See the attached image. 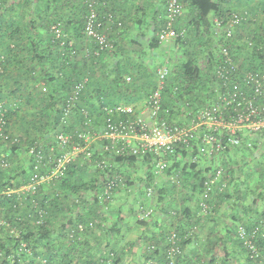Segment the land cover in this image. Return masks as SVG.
<instances>
[{
	"label": "trees",
	"instance_id": "1",
	"mask_svg": "<svg viewBox=\"0 0 264 264\" xmlns=\"http://www.w3.org/2000/svg\"><path fill=\"white\" fill-rule=\"evenodd\" d=\"M74 1L81 3L82 10L72 19L66 17V12L69 4ZM231 3L228 5L226 2L223 5L222 0H189V5L196 13L193 24L195 31L192 32L194 34L190 36V33L187 34L183 29L177 28L179 32H185L182 38L172 42L182 52L178 58L181 63L178 66L171 64L172 75L163 98L164 106L171 110L172 118L181 119L180 121L184 124L188 123L191 112L210 105L216 99L215 90L218 81L213 76L216 63L211 50L215 39L222 43L223 36L217 37L211 17L226 22L235 12L248 13V20L243 23L231 43L233 41L240 43L246 38H251L255 42L261 40L260 30L263 23L258 26L256 33L253 32L251 36H247L245 29L255 25L256 18L251 12L245 10L244 0H231ZM87 13L83 0H0V115L4 116L5 132L10 137L18 139L15 144L0 146V151L3 150L5 154H0V156L12 165L10 170L1 174L0 193L21 189L31 182L35 174L33 159L28 154L31 147L37 144L43 145L48 169L56 164L55 158L60 156L58 135H71L75 143L85 146V143L79 140L78 135L74 134V130L82 126L81 111L83 109L89 111L93 123L92 127L87 129L84 126L82 129L96 133L104 125V108L119 104L135 105L139 108L141 102L155 89V71L152 74L148 64H144V68L147 69L141 76L133 69V63L120 59V52H118L117 59H112L107 52H104L96 67L86 62L84 52L91 46L86 42L84 32ZM99 14L106 25L105 19L109 13L103 17L100 5ZM57 22L62 23L65 33L74 41L77 48V55L66 62L63 61L66 56H63L66 54L65 48L51 31L52 26ZM70 27L73 32L70 31ZM153 44L156 49L163 43L157 37L153 40ZM167 58L169 57L161 59L158 64ZM169 60L173 61L170 58ZM261 65L260 62L255 61L251 64V60L246 59L244 67L258 69L262 67ZM156 68L157 66L155 70ZM88 72L90 73L89 84L82 92L77 108L66 119V123L63 121L66 100L72 94L75 84L81 80L83 74ZM128 77L131 81L127 80ZM43 86L46 91L43 90ZM175 88H179V91L175 92ZM259 140H264L261 134L249 136L244 140L246 143L240 147L227 149L219 158V164L215 160L208 164L210 171L208 176L215 167L221 165L229 175L228 183H230V177L233 181L242 180L248 187V195L257 193L253 196L255 202L257 200L263 202L264 162L260 160L254 164H247L251 154L264 148V144L260 145ZM249 141L252 144L251 147L247 145ZM106 144L107 141L92 144V159L81 154L67 166L65 174L60 179L40 184L35 193L28 194L24 200H20L18 194L5 195L0 198L3 219L20 232L19 237H16L9 233L10 228L1 229L0 264H37L38 256L46 259L49 264H109L110 254H115L113 264H125V254L120 253V255L111 245L118 240L116 234L104 226L110 216L116 215L121 218L122 215L127 214L131 218H136V224L140 227L146 226L147 222L154 218L156 211L172 216L174 213L178 214L179 204L171 202L170 207L166 206V193L170 190L161 189L157 184L155 166L150 159L132 155L117 156L105 152ZM51 147L55 148L54 154L51 153ZM237 154L244 157V160H239L240 163L232 159V156ZM187 155L185 153V159L174 163L163 175L166 174L170 179L171 192H178L182 198L185 197L191 201L202 194L203 183L207 176L200 170L201 163L192 164L191 160L186 159ZM193 155L197 156L198 153L195 152ZM99 164H101L100 167ZM45 172V169L40 170V173ZM138 172L143 174L142 179L138 178L139 182L136 177ZM177 173H179V178H175ZM111 179H116L119 184L115 190L116 195L121 190L128 195L136 183H141L139 194L145 201L138 207L133 206L134 204L116 207L114 206L115 198L113 203L105 201L101 204L95 195L99 194L98 191L102 189L104 183ZM155 184L158 186L153 196L154 207V205H149L148 200L152 201V199L147 198L146 192ZM229 189L224 194L217 192L213 196L212 204L217 196L227 200L232 199L233 196L230 195ZM236 193L238 196L241 194L240 191ZM83 194L92 196V203L86 212L89 217L67 221L63 225L59 243H55L50 232L49 208L61 206L66 208L65 211L70 212L77 208L78 210L85 209L82 208ZM78 200H82V203H77ZM149 209L153 210V214L148 220H140V213ZM41 211H45L44 222L38 225ZM90 223L93 227L89 226ZM81 224L85 226L83 231L79 230ZM240 226L248 230L259 229V235L254 240L261 254L259 260L250 258L243 242L238 238ZM240 226L233 228L229 235L234 248L237 251L240 250L239 254L242 260L245 258V264H264V212L259 218H247L241 221ZM173 231L183 238V257L179 264L236 263L234 256H227L229 259L226 258L228 260L226 261L210 252L199 257L198 260L196 257L194 261L188 262L186 249L192 244V238L195 236L194 230L190 232H181L178 229ZM168 235L166 234L165 237L167 238ZM87 237L93 238L95 244L93 247L86 240ZM166 238L164 246L154 245L157 247L155 252L148 250L150 254L144 255L146 260L144 264L148 262H151L149 264H168L165 255L168 250ZM212 241L225 245L220 238L212 239ZM22 242L27 243L31 254L20 250ZM155 256H161L163 261H158L154 258Z\"/></svg>",
	"mask_w": 264,
	"mask_h": 264
},
{
	"label": "built area",
	"instance_id": "2",
	"mask_svg": "<svg viewBox=\"0 0 264 264\" xmlns=\"http://www.w3.org/2000/svg\"><path fill=\"white\" fill-rule=\"evenodd\" d=\"M87 8V17L85 23L86 42L90 48H86L84 59L93 67L99 65L104 52H107L112 59L118 57V50L115 41L111 38L109 32L115 28H121L123 23L118 18L109 13L106 16V25L100 18L99 5L101 0H83ZM185 14V5L183 0H166V15L164 25L158 34L162 43H170L180 39L185 32H179L176 25ZM248 13L235 12L227 21L219 19L214 20L215 33L223 36L222 43L219 44V52L215 55V67L213 76L218 81L216 87V99L210 105L193 111L189 114L188 123L184 124L181 119L172 118L171 110L164 106V92L166 91L169 80L172 75V66L169 58L160 62L155 70L156 86L155 89L146 97L139 108L135 105L119 104L117 106H108L104 108V125L101 130L93 133L85 131L92 127L93 120L89 111L83 109L82 126L74 130L79 140L85 143V146L75 143L71 135L60 134L57 136L58 146L60 147V156L55 158L56 164L53 167L46 165V151L42 144H37L28 150L29 156L33 159V169L35 174L31 182L18 190H8L0 193L2 196L18 194L20 200L24 197L33 195L37 186L43 183L60 179L75 159L81 154L92 159L91 145L107 141L104 147L105 152L113 153L117 156H140L146 157L154 164V173L160 177L169 170L174 163L184 160V154H188L186 159L191 163L202 160L213 161L220 158L229 148L240 147L246 143L245 138L261 134L264 139V22L261 26V40L255 42L251 38H246L240 43L232 42L238 30L243 23L248 20ZM104 20V22H105ZM51 31L57 40L61 41L65 48L64 62L73 59L77 55V48L64 31L60 22L55 23ZM92 47V48H91ZM251 60V64L260 62L263 67H244L245 60ZM260 66V65H259ZM128 81L131 78L128 77ZM90 81V73L83 74L78 81L72 94L66 100L64 106V122L77 108L81 94ZM43 90L46 91L45 86ZM175 92L179 88L174 89ZM138 112V114H137ZM67 123V122H66ZM65 123V124H66ZM17 138L10 137L5 132L4 116L0 115V146L15 144ZM247 145L251 147L250 141ZM51 153L54 154L55 148L51 147ZM50 151V150H49ZM56 152V151H55ZM197 152L198 155L193 154ZM101 164L98 166L100 167ZM12 168V165L2 156H0V177L3 172ZM45 169V173L40 170ZM179 178V173L175 175ZM173 177V179H175ZM229 175L226 170L218 165L215 167L203 183V191L200 195L199 208L202 214L208 215L212 211L211 202L215 194H224L229 189ZM157 186L154 185L147 189L146 196L153 199ZM119 187L116 179H111L104 183L102 189L95 195L102 204L113 203L116 196L115 190ZM77 203L81 204L82 200ZM153 214V210H145L140 213L139 219L145 221ZM40 220L38 225L44 222L45 211L39 212ZM93 227V224H89ZM10 228L9 233L19 237L20 232L12 228L11 224L3 219L0 207V232L2 228ZM84 225H79V230L83 231ZM259 235L258 228L246 229L244 226L238 228V238L243 242L245 248L252 260H259L261 254L254 243ZM183 238L175 231L169 233L166 238V259L168 264H179L183 257L182 249ZM20 250L28 254L31 251L27 248V243L22 242ZM148 250L155 252L157 247L150 245ZM115 254L109 255V264H113ZM37 264H49V262L38 256ZM151 262H148V264ZM218 264V263H216Z\"/></svg>",
	"mask_w": 264,
	"mask_h": 264
},
{
	"label": "crops",
	"instance_id": "3",
	"mask_svg": "<svg viewBox=\"0 0 264 264\" xmlns=\"http://www.w3.org/2000/svg\"><path fill=\"white\" fill-rule=\"evenodd\" d=\"M183 1L185 14L178 22L177 28L183 29L187 34L190 33V36H192L194 34L192 32L195 31L193 24L195 23L196 13L189 5V0ZM222 2L223 5L226 2L228 5L232 4L231 0H222ZM244 2L245 10L251 12L256 18L255 25H251L245 29L247 36H251L253 32L256 33L258 31V26H261L264 22V0H244ZM67 8L66 17L73 19L74 16L81 13L82 5L80 2L74 1ZM100 12L103 17L108 13H113L123 23L121 28L114 27L109 34L118 47V52H120L121 56L120 59L133 63V69L140 73L141 76H143V73L147 69L144 68L146 64L148 66L150 64L155 65L165 57H169L170 59H173V57L180 58L182 52L172 42L160 44L156 49L153 47L155 45L153 44V40L157 39L164 25L166 0H101ZM215 19L211 17V21ZM70 31L73 32L72 27H70ZM259 142L260 145L264 144V140H259ZM0 154H4L3 150L0 151ZM263 156L264 148H261L253 155L251 154L247 160V164H254L260 161ZM232 159L242 161L244 157L237 154L233 155ZM208 168L209 165L206 162L204 164L201 163L200 170L205 176H208L210 172ZM231 178L229 191L230 195L232 194L233 196L232 199L227 200L217 196L216 199L214 198L213 204L211 202L213 208L211 213L204 215L199 208V196L191 201L185 197L182 198L180 193L171 192L172 185L166 174L160 177L157 176V184H159L161 189L168 188L170 190V192L165 190L167 192L165 200L166 206L170 207L171 202H174L176 205L179 204L178 214L174 213L172 216L170 214H163L161 211H156L154 218L148 221L146 226L140 227L136 224V218H131L127 214L122 215L121 218L116 215L110 216L105 221L104 226L106 229L108 228V230L112 231L113 234H116L115 236L118 238L117 241L111 244L113 249L115 248L119 254H125V264H144L146 261L144 255L149 253L148 248L150 245H156L158 247L164 246L165 235H168L170 231L178 229L181 232H190L193 229L195 236L192 238L191 246L186 249L188 262L194 261L196 257L198 260L199 257L210 252L211 254L219 255L222 259L228 258L227 256H234L236 259L235 264H245L239 254L240 250L237 251L234 248L229 235L233 228L235 229L237 226H240L241 221L243 222L247 218H259L262 216L264 212V201L257 200L255 202L253 196H256L257 193L248 195V187L245 185V182H242V180L240 182L233 181V178ZM239 184L240 188H238ZM237 191L241 192L239 196L236 193ZM124 192L121 190L117 193L114 206L117 207L124 204L127 196ZM82 197L84 201L82 208L85 209L78 210L77 208L70 212L65 211L66 208L61 206L59 208H49L50 232L55 243H59L63 225L67 221L70 219L77 220L89 217L86 215V212L92 203V196L83 194ZM148 203L153 206V199L152 201L148 200ZM253 203L255 204L253 205ZM163 233L166 234L162 235ZM215 238H220L225 245L221 244V242L217 243L212 241ZM92 239L89 237L86 238L88 243L93 247L95 244ZM133 252L134 255H132ZM154 258L158 261L160 260V262L163 261L161 256H155ZM226 261L228 260L226 259Z\"/></svg>",
	"mask_w": 264,
	"mask_h": 264
},
{
	"label": "rangeland",
	"instance_id": "4",
	"mask_svg": "<svg viewBox=\"0 0 264 264\" xmlns=\"http://www.w3.org/2000/svg\"><path fill=\"white\" fill-rule=\"evenodd\" d=\"M213 44H214V46L212 47L211 52L215 56L219 52V48L218 47H219L220 41H218V40L216 41V39H215V41H214ZM180 63L181 62H180V60L177 57H173V61L171 62V64H173V66L176 65V64L178 66V65H180ZM202 63H203V60H202ZM157 65H158V63H156L155 65L154 64H150V66L153 67V68H151L150 66H148L149 70L152 71V74L155 71V66H157ZM23 157H25V156H23ZM218 161H219V158L216 159V163H218ZM261 161H262V163L264 162V156L261 158ZM204 162H206V164L211 163V161H208V160H202L199 163H203L204 164ZM239 163H240V161H239ZM136 177H137V180L138 181L137 180H135V181L139 182V179L138 178L142 179L143 178V174L142 173H139ZM141 186H142L141 183H136L134 185V187L131 188V192H128V195L126 196L125 202L122 205L132 206L134 204L133 206H135V207H138L139 205H142L143 201H145V200L143 198H141V196L139 194V192L141 190L140 189ZM153 205H154V200H153ZM242 261H244L246 263L245 258Z\"/></svg>",
	"mask_w": 264,
	"mask_h": 264
}]
</instances>
